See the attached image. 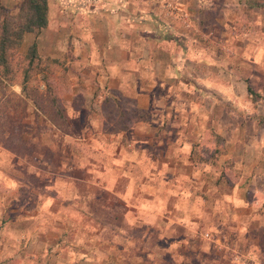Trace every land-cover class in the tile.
<instances>
[{"label": "rangeland", "instance_id": "obj_1", "mask_svg": "<svg viewBox=\"0 0 264 264\" xmlns=\"http://www.w3.org/2000/svg\"><path fill=\"white\" fill-rule=\"evenodd\" d=\"M22 2L0 0L13 16ZM84 3L61 0L69 12L62 23L53 6L51 29L25 35L19 49L24 55L36 42L42 60L59 61L49 81L58 111L47 98L44 73L30 84L40 108L20 84L0 76V264H119L112 258L124 253L118 249L138 244L124 242L128 234L149 236L147 248L158 244L155 258L164 256L166 264H186L174 251L202 263L205 258L182 243L170 246L168 236H180L182 227L163 220L156 233L130 228L138 218L153 221L146 208L156 202L178 208L163 209V217L181 224L198 220L196 228L204 231L198 235V228L196 236L212 245L211 262L264 264V0H122L127 31L95 37L115 48L119 37L133 56L148 58L122 68L87 61L71 44L73 37L83 39L69 32ZM110 5L117 4L98 9L106 19ZM62 26L69 31L54 35ZM157 37L183 64L171 72L179 89H169L173 81L150 82L155 68L147 49ZM212 76L234 86L232 98L200 83ZM214 109L224 135L236 126L243 134L232 149L222 137L225 153L217 157L212 140L218 133L210 128L199 138L195 132L197 124L219 119ZM186 139L192 141L190 176L182 174L179 157ZM171 165L181 171L175 174ZM237 186L247 204L234 212L225 193ZM188 190L192 196L185 197Z\"/></svg>", "mask_w": 264, "mask_h": 264}, {"label": "crops", "instance_id": "obj_2", "mask_svg": "<svg viewBox=\"0 0 264 264\" xmlns=\"http://www.w3.org/2000/svg\"><path fill=\"white\" fill-rule=\"evenodd\" d=\"M58 1H60V5L58 4L59 3ZM73 1H78V0H73ZM85 1L87 3H84V5L82 6L81 8L82 11L78 12L79 14L81 13L80 16H77V18L75 17L76 18L75 20L77 21L74 22L73 20L71 22L75 24L72 27H70L69 33L72 36H75V35L82 36L83 38L82 40L76 39V37H73L71 44H74V47L76 48L81 47L83 49V51L85 52L87 61L88 60L89 61L98 60L99 65L115 66V67H120V68L127 66V62L128 63L133 62L131 64H135L136 62L141 63V62L147 61L146 59L148 58H143L144 54L141 56L140 59H138L136 56H133L132 51L130 49L128 50L126 49V43L120 44L119 37L117 41L114 42L116 48L107 46L105 43L98 42L97 39H95V37L99 35L118 36L120 33H124L125 31H127L125 30L126 28H125V25L123 24V20H125L127 13L126 11H124L123 8H120V6L118 5L122 3V0H85ZM109 3L117 4V5L116 6L110 5L109 7H106V10H107L106 12H109V15H110L109 19H106L104 16L100 15V12L98 11V9L99 10L102 8L104 9L105 5H109ZM53 6L56 9V17L59 19L58 22L62 23L63 19H65V15L68 14L69 12L65 11L64 6L61 5V0H48V24H51V20H52L51 14H52ZM68 10H71V8ZM90 20H92V23ZM49 29L51 28L48 25L47 29H44V31H47V30L49 31ZM53 29L55 28L53 27ZM68 31L69 29L65 30L63 26L62 28H60V31H59V28L57 27L54 32V35L60 32L61 34H64V33H67ZM163 40L164 38L157 37L155 42H152L149 45V49H147V52H149V66H152V68H155L154 71L151 72L152 74L150 76V82L158 83L159 85H162L164 81H173L174 83L171 86H169L170 87L169 89H171L172 87L174 89L175 88L177 89L178 88L176 86L177 76L174 73L171 75V72H174L175 70L179 72V70L183 68V64H176L175 55L173 52L170 51L171 49H169L170 43L169 45H167L163 42ZM160 41L161 43H159ZM78 43L80 46H78ZM138 49L143 50L140 48ZM159 51L163 53L165 57L157 56V53ZM177 58H178L177 60L178 62L179 57ZM121 71L123 72L124 70L121 69ZM143 75H144V72L140 71V77H143ZM178 80L180 82L182 81L181 79H178ZM206 80L207 79H205V81L201 80L200 83L204 82V84L202 85L205 87L209 86L210 87L209 89H211L212 92L224 94L225 97H227V99L233 97V93H234V90L232 89L234 88L233 85H232V88H230L227 85L226 86L222 85L220 79L215 76H212V78H209V80L207 81ZM206 83L208 84V86ZM143 94L144 93L140 91V93L137 94V96H140ZM219 113L220 111L217 112L214 109L213 115H215V117L219 116V119L216 120L214 118V120H212L210 123L209 122L206 123L205 127L197 124L198 130L195 132H198V137L200 138V135L202 134L204 130H208L212 128L214 129L216 133H218V135L221 138L223 137L225 139V141L227 142V148L230 147L232 149V148H235L237 145H241L242 140H243L242 138L243 134L240 131V128L236 126L235 129L233 128L230 129L229 137H227V134L224 135L223 130L225 126L221 122V117H220L221 114ZM213 141H214V136H213L212 142ZM176 142L177 140L169 144V146H172V145L174 146L175 144H177ZM190 143H192V141L188 142L186 139L184 142H182V144H180L181 151L179 152V157L182 159L181 165L183 167L181 169L184 170V173L182 174H184L185 176H188V175L190 176L192 173V171L189 169L190 155L188 154L189 153L188 146ZM229 158L230 157H226L225 159H229ZM234 163H235V160H234ZM170 168L172 169V171L175 172V174H178L181 171L180 169H177V167H174L173 165H171ZM234 168L235 170L238 169L237 166ZM155 171L158 172V170H155ZM239 190L240 189L237 186V187H233V189L229 193H225V194H229L228 196L226 195L227 196L226 198L229 200L228 201L229 209L233 210L234 212L239 207H243L244 209L245 205L247 204L245 194L243 195V193ZM182 193L184 194L185 197H190L192 196L193 192L188 190ZM222 196H225V195H222ZM188 204L190 206V203ZM146 209L148 213L151 215V217L153 218V221L149 222L147 220L138 218V220L134 224H130V228H133V231L135 229L141 230L140 228H143L144 231L146 230H148L149 232L155 231L156 233V229L158 228L157 227L154 228V226H156L158 221L166 220L167 222H170L171 225H177L183 228L182 234H180V236H174V234H172L173 232L168 236V239L171 240L170 246L177 244V243H182L183 250L186 249L187 252L188 251L192 253L195 252L197 256L205 258L203 259L202 263L198 261V264H206L207 262L212 261V260H209L210 256L213 254L212 245L205 239H201L200 237L196 236L197 232H200L198 234L200 235L201 231H204V229H202L201 227H198L200 230L197 231L198 228H196L195 225H197L196 221L198 220H194V222H186L185 220L181 224L177 222V220L180 221V219H177V218L169 219V217H163L162 216L163 209H165L166 212H173L175 210H178L177 206L174 204H169V206L163 208L161 204L159 205V202H156L150 205ZM178 212L183 213V211H178ZM214 219L217 223L219 218L217 217V215H215ZM213 225H216V224H213ZM195 237H197V239L199 240L195 239ZM121 238L126 243H128L129 241H132L138 244H135L133 248L130 247L126 249L125 247H121L118 249L119 253H121L122 251H124V253L120 254V256L119 254H117L116 257H112V258H116V259L118 258L120 260L119 264H166V261L163 259L164 256H162L159 259L155 258L157 255H159V253H157L158 244L153 245L151 248H147V245H149L147 244L149 243V238H150L149 236H145V234H141V236H135L133 234H128V236H125V237L123 236ZM152 254H153L154 259L150 260V256ZM172 254L179 259L178 261L182 263L185 262L186 264H192V262L196 258V257L194 258L191 256H187L185 254H182L176 251L172 252ZM168 257L173 259L172 258L173 256L171 257L169 254H168ZM103 259H109V257L106 256ZM149 260L153 262H149ZM112 264H117V263L115 262ZM207 264H223V263L220 261L218 257H216V259H214L213 262L207 263Z\"/></svg>", "mask_w": 264, "mask_h": 264}, {"label": "trees", "instance_id": "obj_3", "mask_svg": "<svg viewBox=\"0 0 264 264\" xmlns=\"http://www.w3.org/2000/svg\"><path fill=\"white\" fill-rule=\"evenodd\" d=\"M47 26L48 0H23L19 16L10 14L9 10L0 3V76L13 84H20L24 95L38 108H40L39 102L35 99V94H33L35 91L30 84L38 79V74L44 73L43 81L47 87L45 90L47 98H51L57 107V97L49 81L51 80V69L59 61L50 58L42 60L38 54L36 42L30 45L24 55H20L19 49L25 35L41 32ZM59 114L62 115L61 112ZM214 141L213 155L217 157L225 153L224 140L215 135Z\"/></svg>", "mask_w": 264, "mask_h": 264}, {"label": "built area", "instance_id": "obj_4", "mask_svg": "<svg viewBox=\"0 0 264 264\" xmlns=\"http://www.w3.org/2000/svg\"><path fill=\"white\" fill-rule=\"evenodd\" d=\"M213 242L215 243V245H217V247L221 246V244L223 243V242H220L219 239L213 240ZM230 252H231L230 255L233 258L234 262H237L239 260V257H238L239 254L237 253V251L234 248H231Z\"/></svg>", "mask_w": 264, "mask_h": 264}]
</instances>
